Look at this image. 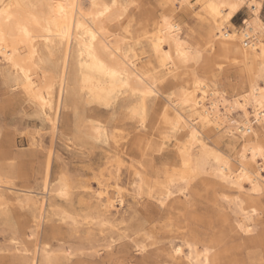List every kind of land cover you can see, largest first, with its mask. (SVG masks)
Masks as SVG:
<instances>
[{
    "label": "bare ground",
    "instance_id": "bare-ground-1",
    "mask_svg": "<svg viewBox=\"0 0 264 264\" xmlns=\"http://www.w3.org/2000/svg\"><path fill=\"white\" fill-rule=\"evenodd\" d=\"M263 8L264 0H0V109L20 104L22 114L68 145L103 155L88 167L94 186L68 169L51 178L50 150L39 191L16 183L28 175V154L0 148V220L12 223L14 208L33 215V225L11 239L23 264H71L102 251L111 256L125 237L144 255L157 247L166 264H222L224 230L203 240L169 217L161 222L172 236L165 249L154 230L121 228L128 192L170 209L175 201L190 205L201 190L212 191L228 231L264 244V206L256 198L264 195L258 151L264 147V108L257 102L264 96V80L257 78L264 65ZM189 49L200 51L198 63L182 62L178 52ZM226 65L236 66L235 78ZM34 125L24 131L32 148L42 146L45 132ZM173 176L188 183L168 195ZM76 190L85 209L74 204ZM53 216L76 234L86 226V244L55 247L44 240L43 223ZM249 261L264 264V255Z\"/></svg>",
    "mask_w": 264,
    "mask_h": 264
},
{
    "label": "rangeland",
    "instance_id": "rangeland-1",
    "mask_svg": "<svg viewBox=\"0 0 264 264\" xmlns=\"http://www.w3.org/2000/svg\"><path fill=\"white\" fill-rule=\"evenodd\" d=\"M245 14H246L245 11L241 12L234 20L235 24L240 25L242 19L245 17ZM225 67L227 70V74L230 76H234L233 78H235L238 72L236 66L226 65ZM0 90H1V82H0ZM0 102H1V97H0ZM20 109H21L20 104H16L11 108H8L6 111H2L0 109V128L2 132V135L0 136V148L4 144L5 146H7L12 150L16 149V151H25V154H28L24 164V167L28 169V175L25 178H21L20 176H17L16 183L18 188L32 186L34 187L35 190H39V191L42 190L44 184L43 178L45 176L44 167L46 165L48 153L50 150H52V152L55 154L53 167L51 171V178L54 179L55 173L58 170L68 169L75 175L81 177L82 179L84 178L85 181L96 186L97 185L96 181H94L93 174L89 171L88 167L90 166L93 160L95 161V163H99L102 160L103 155L101 153V150L97 149L94 152H92V154H90L89 156L83 154L82 152L79 151L80 150L79 147L74 148V146L68 145L69 143H66L65 140L61 139L59 134L54 135L52 130L48 126H44L43 123L38 119L22 114ZM34 124H36V126L38 125V127L45 128L44 142L42 144L43 147L37 146L32 148L30 146V139L26 134V132H24L27 127L35 126ZM9 140L11 141V143ZM33 153H36V155H34V159L31 160L30 154ZM57 156L59 157L58 160H57ZM123 182L125 184L128 182V174L126 172V169H124L123 171ZM76 192L77 195H76V199L74 200L75 201L74 204L76 208L79 207L81 209H85L83 208L85 207L84 205H80V203H78L79 201L78 194L80 191L76 190ZM127 195L128 196H127L126 205L124 208L121 209L120 211L121 213L119 215L120 219L124 215L125 220L127 222H125L124 225H121L120 227L125 229L126 231L128 230L127 232L129 233H132L134 232V230H138L143 226L147 227L149 230H154L160 237L161 242L159 245L161 247H164L165 249H167L170 246V239H172V236L167 230H164L161 227H162V223L168 220L169 217H173L179 221L182 220L180 222L183 223L185 226L187 225L186 228L189 229V232L195 234L196 237L203 240H208L211 236L215 234V232L217 233L221 230H224L227 234H226V240L224 239L221 248L223 250L226 249L225 250L226 252H224V256H223L224 259L222 261V264H232L235 262L236 263L242 262V264H246L250 262L249 258L251 256L252 258H255L257 256V253L259 254L262 253L264 255L263 253L264 244H259L257 239L254 238L249 239L246 237V235H243L240 232L228 231V227H225L223 225V221L221 222L222 220L221 209H223V207L221 206L222 202L219 201L220 197H218L217 195H216L217 197L214 196V193L212 191L204 192V190H201L199 195L197 194L194 196V199L190 205H186L185 203H181L180 201H175L170 206V209L159 208V206H157L156 203H151L146 200L143 201L137 200L138 201L137 202L136 199H134L132 192H128ZM256 198H258L257 201L262 206H264V195ZM79 208L78 210L80 211ZM185 211L186 213H184ZM32 220H33V215L31 211L20 210L18 208L13 209L12 223L6 225L3 223L2 220H0V247L6 250V251L4 250L0 251L1 253L0 264H23L22 259L19 256H17L16 253H14L13 251L14 246L11 243V239L13 238L14 232L17 229L28 230V227H31L33 225ZM162 220L164 222H162ZM262 222L264 227V221ZM42 228H43L42 238L44 240L51 241L55 247L59 246L62 243H66V244L70 243L71 245L74 244L75 246L76 245L81 246L86 244V239L83 232L87 229L86 226H82L81 231L78 234H76L74 233L73 231L74 229L73 227L70 226V224L63 223L59 220L57 216H53L52 220L43 223ZM1 231H3L4 233H1ZM235 238L237 239L235 240L236 242L234 241ZM227 243L230 244L227 245ZM118 244L119 246H117L114 254L111 256L107 254V252L102 251L100 257L93 255L91 256L82 255L76 257L71 262V264H114V262H119V264H166L167 263V258H168L167 255L165 253L159 252L157 247H151V249H149V252L144 255L141 252L137 251L136 247H134L131 240H129L126 237L122 239L121 242H119ZM244 245H246V247ZM238 246L240 247V249ZM241 251H243V256L241 254L242 253ZM121 259L124 262H122Z\"/></svg>",
    "mask_w": 264,
    "mask_h": 264
},
{
    "label": "snow or ice",
    "instance_id": "snow-or-ice-1",
    "mask_svg": "<svg viewBox=\"0 0 264 264\" xmlns=\"http://www.w3.org/2000/svg\"><path fill=\"white\" fill-rule=\"evenodd\" d=\"M186 2V0H185ZM114 7H122L123 9L127 10V8L129 7H132L133 5L131 4H123V5H115V3L113 4ZM107 10V9H106ZM101 15H103V13H101ZM163 24L164 25H169V20L167 18H165L163 20ZM93 40H95V36L93 35ZM178 55L181 57V60L184 64H188V63H198L200 61V58H201V53L198 49H189L188 51H185V52H178ZM110 75L113 77V78H116L119 73L117 72H110ZM258 79L260 80H264V65L261 66V71H260V74L258 75L257 77ZM120 83L123 85V86H127V84L121 80ZM255 92V88L253 90ZM262 93H264V89L261 90ZM145 95L147 94H150V93H144ZM258 103H260L261 105V108H264V96H262L258 101ZM143 119V117L141 116V120ZM176 130L175 126H173L172 128V131L174 132ZM259 155L261 157H264V147H261L259 148ZM257 155V149L256 148H253L252 149V158L253 160H255V157ZM261 182L264 183V177H262L261 179ZM188 183V180L187 179H184L183 181V184H187ZM249 183H252L253 184V188L255 189V182L254 180H250ZM183 184H180L178 182V179L177 177L173 176L168 184H167V188L169 189L168 191V195H172V190L175 188V187H180V188H183ZM189 248H191V245H189ZM177 252H179L180 250L179 249H176ZM114 264H119V262H114Z\"/></svg>",
    "mask_w": 264,
    "mask_h": 264
},
{
    "label": "crops",
    "instance_id": "crops-1",
    "mask_svg": "<svg viewBox=\"0 0 264 264\" xmlns=\"http://www.w3.org/2000/svg\"><path fill=\"white\" fill-rule=\"evenodd\" d=\"M263 10H264V8H263ZM262 15L264 16V11L262 12Z\"/></svg>",
    "mask_w": 264,
    "mask_h": 264
}]
</instances>
